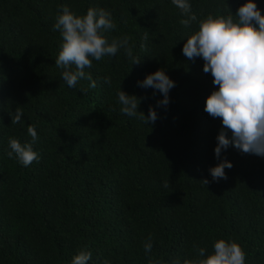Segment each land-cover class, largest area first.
<instances>
[{"label": "trees", "instance_id": "trees-1", "mask_svg": "<svg viewBox=\"0 0 264 264\" xmlns=\"http://www.w3.org/2000/svg\"><path fill=\"white\" fill-rule=\"evenodd\" d=\"M247 2L189 0L197 20L185 27L172 0H0V264H71L81 251L92 253L88 264H183L218 239L237 242L245 264H264V157L230 145L216 158L222 121L204 108L218 86L202 58L182 53L201 20ZM252 2L264 15V0ZM64 7L108 11L109 43L127 36L140 64L120 49L85 69L95 88L68 87L53 30ZM158 70L175 83L166 107L158 90L138 86ZM120 88L156 122L123 114ZM29 125L40 159L24 167L8 158V141L31 143ZM225 159L233 167L214 181L209 170Z\"/></svg>", "mask_w": 264, "mask_h": 264}, {"label": "clouds", "instance_id": "clouds-1", "mask_svg": "<svg viewBox=\"0 0 264 264\" xmlns=\"http://www.w3.org/2000/svg\"><path fill=\"white\" fill-rule=\"evenodd\" d=\"M172 4L187 17L180 21L183 26L188 27L197 20L196 15L191 14L189 0H172ZM115 27L111 14L104 9L89 8L86 15L77 16L67 7L63 8L53 27L54 31L60 32L63 41L55 65L63 69L61 78L68 87L75 88L80 80L86 79L91 81L89 87L95 88L96 81L85 69L92 67L93 60L114 56L120 49H124L133 65L140 64L141 60L133 56L127 36L109 43L105 33ZM144 38L147 39V33ZM182 53L189 60L202 58L203 71L211 73L213 84L218 86V90L206 99L204 108L209 116L222 121V130L214 149L216 158L220 159L222 150L230 145L244 154L264 157V15L257 4L248 0L235 15L227 17L208 15L199 22L198 31L186 40ZM104 83L110 85V78L105 77ZM138 86L158 90L164 99L157 102V107H166L169 91L175 83L163 70H158L138 82ZM117 96L123 114L139 116L146 124L156 122L157 113L152 107L147 117L138 112L141 101L136 96L126 94L121 88ZM21 116L22 113L17 110L11 116V123H19ZM27 132L31 143L22 144L18 139L10 138V151L7 152L9 159L15 158L24 167L40 159L32 147L38 139L37 132L31 125ZM229 132L231 139L228 138ZM232 167L225 159L209 170L210 175L214 181L227 179L225 169ZM201 182L205 185L209 183L206 179ZM150 239L144 244L146 253L152 251ZM196 251L199 258L185 260L183 264H245V252L235 241L216 240L211 254L206 255V249L202 247ZM91 257L90 251H81L72 258L71 264H88ZM103 264L109 262L104 261ZM173 264H179V261Z\"/></svg>", "mask_w": 264, "mask_h": 264}]
</instances>
